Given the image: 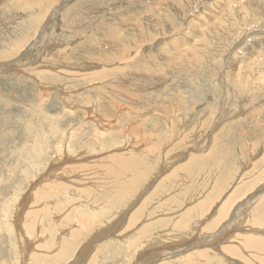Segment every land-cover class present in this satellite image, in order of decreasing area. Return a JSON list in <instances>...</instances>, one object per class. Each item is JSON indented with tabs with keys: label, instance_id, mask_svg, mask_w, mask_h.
<instances>
[{
	"label": "rangeland",
	"instance_id": "rangeland-1",
	"mask_svg": "<svg viewBox=\"0 0 264 264\" xmlns=\"http://www.w3.org/2000/svg\"><path fill=\"white\" fill-rule=\"evenodd\" d=\"M247 1L0 0V264H189L185 244L264 191V2ZM258 196L225 255L264 229Z\"/></svg>",
	"mask_w": 264,
	"mask_h": 264
},
{
	"label": "bare ground",
	"instance_id": "bare-ground-1",
	"mask_svg": "<svg viewBox=\"0 0 264 264\" xmlns=\"http://www.w3.org/2000/svg\"><path fill=\"white\" fill-rule=\"evenodd\" d=\"M68 0H66V2H67ZM247 2H249V3H251V4H255V6H256V8H258L259 7V4L261 3V2H264V0H248ZM242 4V3H241ZM220 5V4H219ZM61 7V6H60ZM57 8V7H56ZM58 10V9H57ZM200 22V21H199ZM248 39V38H247ZM47 42V41H46ZM48 44V43H47ZM46 46V45H45ZM48 46V45H47ZM249 47V46H248ZM187 55H188V52L186 53ZM262 54V53H261ZM185 57H187L186 55H184ZM185 59V58H184ZM189 60V59H188ZM183 61V60H182ZM187 61V60H186ZM183 63V62H182ZM90 69V68H89ZM81 71V70H80ZM83 71V70H82ZM230 115V113H226L225 115H224V113H223V117H228ZM223 120V119H222ZM112 155V154H111ZM134 155H135V153H134ZM136 156H137V154H136ZM111 157V156H110ZM140 157V156H139ZM120 158V157H119ZM113 160V164L111 163V161H110V159H109V161H110V164H108V171L109 172H111L113 169H117L119 172V175L118 174H115V172L113 173V175L114 176H116V178L117 179H120V178H122L123 177V175H125V171L124 170H126L125 169V167L123 166V164L125 165V163L124 162H122L121 160H119V159H112ZM129 160L131 161V162H135L136 160H135V156H133V157H131V158H129ZM128 164V163H127ZM116 166V167H115ZM118 166V167H117ZM134 166V165H133ZM169 166L170 167H172V165H170V163L169 164H166L165 165V167H167V168H169ZM164 167V171H167V170H169V169H167V168H165ZM134 168V167H133ZM179 168V167H178ZM157 172V171H156ZM161 172V171H160ZM159 172V174H156L155 175V177H154V180H152L148 185H147V188L146 189H148L152 184H154L155 183V181L158 179V177L162 174V173H160ZM163 172V171H162ZM135 179V178H134ZM126 183H128V182H126ZM122 184H124V183H122ZM121 184V185H122ZM264 186V185H263ZM261 187H262V185H261ZM262 191H260V192H256V193H252V191H249V192H246V194H245V196L244 197H242L241 199L242 200H240V201H238V200H236L234 203H232L233 205H231V207L229 206L230 205V203L227 205L231 210H229L230 212L229 213H227L226 214V218L223 220V221H220L221 223L219 224L218 223V225H216L217 226V229L216 230H218L217 231V236L216 237H214V238H212L211 236V240H209V239H207V238H197V240H195L192 244H191V246L189 245V247H186V246H188V243H187V245L185 244H182V245H184V247H185V250L187 249V251L185 252V253H188L186 256H189V257H191L192 259H193V261H191V262H189V264H215L214 263V261L216 260L217 262L218 261H220V260H222V259H224L225 261H227L228 262V264L230 263V264H244L243 262H242V260H239V259H237V258H235L234 256L236 255V257H237V255L239 256V257H241V255L239 254V252L236 250V248H234L233 246H239V245H237V244H240V245H242L243 244V246H241L242 248H245V249H247V248H254L253 249V251H256V253L255 254H253L254 255V260H256V259H258V263H260V264H263L264 263V257L262 256V254H263V251H264V236H263V234H264V229H263V227L261 228V227H251V228H248V230H246V232L245 233H247L248 235H242L241 233L239 234L238 233V231L236 230V232H237V234L235 233V235L234 234H232L231 235V240H232V245H230L229 246V252H231V254L232 253H234V254H232V256H229V255H225V252H224V250H219L220 248L222 249V247H224L228 242H229V238L228 237H225V235H227L228 234V228H227V225H229L227 222H229L230 223V221H232L233 219H234V217H236L235 215H234V213H236V211L237 212H239L240 210L238 209L239 207H241V205H243L244 203H246V205H245V209H247V207H249L251 204V201H253V200H255V199H257L259 196L258 195H260L261 197H263L262 196V194H264V191H263V189H261ZM143 196V195H142ZM260 198V197H259ZM202 200V199H201ZM207 201V200H206ZM209 201V200H208ZM264 202V201H263ZM206 202H204L203 203V205L205 204ZM250 204V205H249ZM201 205V204H200ZM202 205V206H203ZM209 206L210 205H208V207H204V208H209ZM263 206V205H262ZM191 207H193V206H191ZM222 207V206H221ZM221 207H220V209L219 210H221ZM243 207V206H242ZM199 208V207H198ZM261 208V207H260ZM259 208V209H260ZM228 209V208H227ZM239 211H238V210ZM94 210V209H93ZM193 210V209H192ZM224 208L222 209V211L224 212ZM30 211V210H29ZM35 211V210H34ZM127 211V210H126ZM196 211H198V210H196ZM259 211V210H258ZM124 212V211H123ZM170 212V211H169ZM193 212L194 211H190L189 210V212H187L186 213V215L184 216V218L182 217L180 220H177L176 221V223H175V225L176 226H178V227H181V228H184L185 226L184 225H186V226H191V225H187V223L188 222H190L191 220H190V216H195L194 214H193ZM201 213H202V210H201ZM201 213L199 214V215H201ZM257 213V212H256ZM196 214H198V212L196 213ZM203 214V213H202ZM215 214H218V213H215ZM122 216V215H121ZM216 216V215H215ZM214 216V217H215ZM222 216L223 215H221V218H222ZM190 217V218H189ZM202 217V216H201ZM167 218V217H166ZM180 218V217H179ZM216 218V217H215ZM224 218V217H223ZM262 218V217H261ZM217 219H219V216H217ZM236 219V218H235ZM263 219V218H262ZM93 220V219H92ZM123 220V219H122ZM124 220H125V218H124ZM162 220V219H161ZM160 220V221H161ZM126 221V220H125ZM170 221V220H169ZM200 221V220H199ZM199 221H197V222H199ZM259 221H262V220H259ZM124 222V221H123ZM165 222V221H164ZM195 222V221H194ZM161 224H163V221H161L160 222ZM167 223V222H166ZM196 223V222H195ZM242 223V222H241ZM261 223V222H260ZM165 224V223H164ZM203 224V221H201V223H199V224H196L197 226L198 225H202ZM217 224V223H216ZM194 225V224H193ZM116 226V225H115ZM147 227V228H146ZM199 227V226H198ZM117 228H118V226H117ZM145 228H146V230H148V225L147 226H145ZM144 228V229H145ZM195 228V227H194ZM193 228V229H194ZM111 229V228H110ZM143 229V230H144ZM187 229V228H186ZM245 229V228H244ZM103 230V229H102ZM106 230V229H105ZM142 230V231H143ZM195 230V229H194ZM107 231V230H106ZM244 231V230H243ZM116 232V231H115ZM188 232V231H187ZM192 232V231H191ZM197 232H198V230H197ZM197 232L195 231V233L194 234H197ZM223 232H224V234H223ZM242 232V231H241ZM252 232V233H251ZM146 233V232H145ZM199 233V232H198ZM215 233V232H214ZM244 233V234H245ZM185 234V233H184ZM193 233H191V235H192ZM113 235V234H112ZM176 235V234H175ZM180 236H181V234H179ZM188 235V234H187ZM187 235H185L184 236V238L187 236ZM212 235H214L213 233H212ZM240 235L241 236H243V237H240ZM109 236V235H108ZM164 236V235H163ZM162 236V237H163ZM199 236V235H198ZM244 236H246V237H244ZM175 237V236H174ZM178 237V236H177ZM176 237V238H177ZM187 237H189V236H187ZM235 237V238H234ZM140 238V237H139ZM155 238V237H154ZM191 238V237H190ZM209 238V237H208ZM232 238H234V239H232ZM243 238H245V239H243ZM159 238L158 237H156L155 239H150V243H148V244H151L152 242H154V241H156V243L159 241L158 240ZM178 239H179V237H178ZM189 239V238H188ZM184 240V239H183ZM144 242H146V241H144ZM185 242H187L186 240H185ZM184 243V242H183ZM144 244V243H143ZM148 244H145L146 246L148 245ZM236 244V245H235ZM142 245V244H141ZM140 245V246H141ZM144 245V246H145ZM224 245V246H223ZM208 246H210L209 248H208ZM260 247V248H259ZM262 247V248H261ZM141 248V247H140ZM142 248H145V247H142ZM141 248V249H142ZM202 249V248H207L206 250H204V249H202L201 251H198L199 249ZM215 248L218 250V253L220 254V255H218V253L216 254L215 252L216 251H214L215 250ZM257 250H256V249ZM258 248H259V251H258ZM157 250V249H156ZM159 250V249H158ZM232 250H234V252L232 251ZM251 250V249H250ZM262 250V251H261ZM168 251H166V253H167ZM173 252V251H172ZM172 252L171 253H169V254H172ZM237 252V253H236ZM179 253H181V252H179ZM236 253V254H235ZM249 253V252H248ZM251 253H252V251H251ZM254 253V252H253ZM168 254V255H169ZM175 254V253H174ZM245 253H243V255H244ZM160 255V254H159ZM176 255V254H175ZM179 255V254H178ZM165 257H167V256H165ZM174 258H176V256H174V257H167V259L168 260H170V259H174ZM256 258V259H255ZM158 259H161L159 262H161V261H163L165 258H160L159 256L157 257V259H156V262H158ZM181 261L182 262H184L183 261V257H181ZM164 262H166V261H164ZM164 262H162V263H164ZM216 262V263H217ZM227 262H225V263H227ZM245 262V261H244ZM255 262H257V260L256 261H254L253 263H255ZM252 263V264H253ZM150 264H157V263H150ZM159 264H161V263H159ZM164 264H166V263H164ZM245 264H248V263H245ZM249 264H251V263H249ZM257 264V263H256Z\"/></svg>",
	"mask_w": 264,
	"mask_h": 264
}]
</instances>
